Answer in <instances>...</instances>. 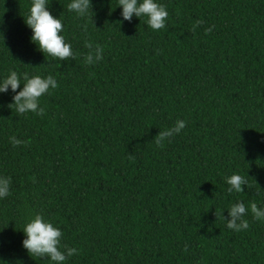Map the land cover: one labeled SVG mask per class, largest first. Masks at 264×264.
<instances>
[{
    "label": "trees",
    "instance_id": "1",
    "mask_svg": "<svg viewBox=\"0 0 264 264\" xmlns=\"http://www.w3.org/2000/svg\"><path fill=\"white\" fill-rule=\"evenodd\" d=\"M157 2L159 31L121 23L118 0H91L85 17L47 0L74 53L60 61L31 42V0H0V78L57 81L43 115L0 94V264H48L22 247L36 214L77 250L67 264H264L250 211L264 207V0ZM85 43L101 61L85 64ZM177 120L186 127L157 143ZM232 174L244 191L228 193ZM237 202L249 209L239 232L224 220Z\"/></svg>",
    "mask_w": 264,
    "mask_h": 264
},
{
    "label": "clouds",
    "instance_id": "2",
    "mask_svg": "<svg viewBox=\"0 0 264 264\" xmlns=\"http://www.w3.org/2000/svg\"><path fill=\"white\" fill-rule=\"evenodd\" d=\"M90 5L92 6L91 0H70L67 8L77 16L85 17L89 14ZM117 8L121 9V23L131 22L134 17L139 20L146 17V24L153 31H159L166 26L167 9L157 0H118ZM25 24L32 32L31 42L44 56L60 61L74 57L71 45L66 43L64 36L61 35L63 31L61 17L56 18L51 14L47 0H31ZM85 47L89 49L84 58L85 64L94 65L102 60L103 49L100 45L85 43ZM22 80L23 83H21ZM55 88H57V81L52 75L29 77L27 74L18 75L16 71H10L6 77L0 78V94H6L9 91L14 93L9 107L14 106L19 114L43 115L44 109L39 107L40 98ZM185 127L184 120H177L172 128L158 134L157 143L179 134ZM10 142L13 145L21 143L15 137L10 138ZM226 184L228 193H240L244 191L246 180L239 174H232L226 178ZM10 190V177L0 175V200L8 197ZM248 210L242 202L232 204L227 210L228 219L224 218L226 228L237 232L247 229L249 224L245 216ZM250 211L255 219L264 220V207H257L255 203H252ZM22 232L24 236L22 247L30 256L47 258L48 264H67V260L77 252L75 248L62 245V232L59 227L54 226L40 214H36L27 222Z\"/></svg>",
    "mask_w": 264,
    "mask_h": 264
}]
</instances>
